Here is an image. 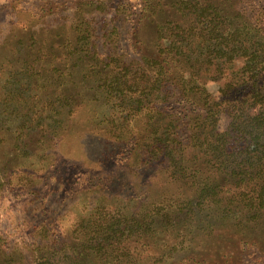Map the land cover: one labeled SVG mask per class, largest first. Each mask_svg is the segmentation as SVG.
<instances>
[{"label": "rangeland", "instance_id": "rangeland-1", "mask_svg": "<svg viewBox=\"0 0 264 264\" xmlns=\"http://www.w3.org/2000/svg\"><path fill=\"white\" fill-rule=\"evenodd\" d=\"M196 4L219 8L226 33L264 36V0H0V264H264V209L193 159L183 123L205 111V97L191 86L217 101L231 78L194 59L198 37L147 95L152 120L146 102L125 107L99 89L123 64L170 48L176 31L164 27L195 25ZM82 21L90 46L79 41ZM108 58L116 68L104 69ZM233 64L239 71L244 59ZM171 118L198 174L186 183L160 142L148 146ZM202 184L219 186L220 201L202 199ZM133 219L152 225L120 238Z\"/></svg>", "mask_w": 264, "mask_h": 264}, {"label": "trees", "instance_id": "trees-1", "mask_svg": "<svg viewBox=\"0 0 264 264\" xmlns=\"http://www.w3.org/2000/svg\"><path fill=\"white\" fill-rule=\"evenodd\" d=\"M192 7L195 9V25L189 28L180 25L164 27L176 31L172 35L174 40L170 48L161 50L155 57L144 58L141 65L132 69L123 64L121 69H118L119 73L106 76L100 81L99 89L106 94L108 102L114 98L119 99L125 107L136 105V108L143 110L142 106L146 102L144 110L146 116L151 117L152 120L155 103L150 102L147 95L155 88L162 90L164 84L171 80L167 77V68L172 62H180L182 56L190 58L189 40H192L193 36L198 37L194 41L198 46L194 50L196 53L194 59L205 66V72H208L215 62L218 63V67H223L225 73H231V78L220 89L222 96L217 101L208 99L204 84L191 86L193 93L205 97L204 114H194L191 121L183 123L184 127L192 132L189 143L196 150L193 159L202 160L209 171H214L222 176L227 184L233 185L239 191L235 199L245 203L252 210H263L264 36L258 37L259 34L255 31L256 37L247 38L249 32L256 30L253 27L252 30L248 27L249 31L245 32L236 29L226 33V24L223 23L224 18L219 8L212 4H196ZM257 28L260 31V28ZM78 30L82 33H78L79 41L86 42L87 46H90L92 31L89 24L82 21ZM245 33L249 34L245 35ZM95 55L97 54L90 55L92 60L99 59ZM237 57L243 58L244 64L239 71H231ZM114 62L115 59L108 58L104 69L116 68ZM194 73L193 71V76ZM193 82L196 83L195 78ZM183 84L187 85V81H183ZM175 89V97L181 100L183 90L178 86H175ZM113 118L111 119L114 122ZM222 120L225 121L224 124L221 123ZM180 125L177 119L171 118L165 127L167 133L158 134V127L148 146L153 152L157 150L156 142L163 145L166 151L165 157L171 159L175 174H178L181 182L184 183L187 179L198 178V174L194 170L190 171L188 167V163L193 161L185 158ZM171 176H174L172 172ZM219 190V186L214 184H202L200 196L204 200L212 198V201L219 202L218 195L222 193V190ZM120 225L121 223L118 228ZM151 225L152 223H147L145 219H133L131 226L124 228L122 232L124 235L120 238L127 235L131 227L136 228L134 231L138 233L148 230ZM95 226L97 227L96 221H93L90 228ZM39 264L55 263L45 259Z\"/></svg>", "mask_w": 264, "mask_h": 264}]
</instances>
